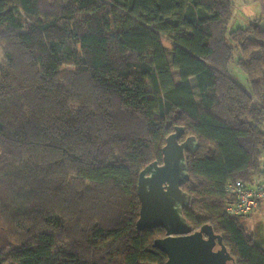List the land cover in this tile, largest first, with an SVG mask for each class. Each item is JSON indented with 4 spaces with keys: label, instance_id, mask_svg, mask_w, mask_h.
Returning <instances> with one entry per match:
<instances>
[{
    "label": "trees",
    "instance_id": "obj_1",
    "mask_svg": "<svg viewBox=\"0 0 264 264\" xmlns=\"http://www.w3.org/2000/svg\"><path fill=\"white\" fill-rule=\"evenodd\" d=\"M233 14L232 0H0V221L15 239L0 264H166V229L137 227L138 180L177 126L200 143L185 217L222 235L228 264H264L250 213L227 211L237 180L264 187V28L229 31Z\"/></svg>",
    "mask_w": 264,
    "mask_h": 264
},
{
    "label": "water",
    "instance_id": "obj_2",
    "mask_svg": "<svg viewBox=\"0 0 264 264\" xmlns=\"http://www.w3.org/2000/svg\"><path fill=\"white\" fill-rule=\"evenodd\" d=\"M184 134L185 129L177 126L163 147V162L154 161L140 172L141 210L137 227L166 229V236L154 243L167 253L166 264H228L234 256L222 235L215 233L208 223L195 229L184 215L190 201L189 193L182 188L190 179L187 153L194 154L200 146L195 136L181 140Z\"/></svg>",
    "mask_w": 264,
    "mask_h": 264
},
{
    "label": "rangeland",
    "instance_id": "obj_3",
    "mask_svg": "<svg viewBox=\"0 0 264 264\" xmlns=\"http://www.w3.org/2000/svg\"><path fill=\"white\" fill-rule=\"evenodd\" d=\"M260 25L262 28H264V22L261 23ZM233 28H234V23L230 22L229 31L233 30ZM228 36H229L230 43L234 47V61L230 64V67H229L230 75L237 82H239L242 86L249 89L250 88L249 77H248L247 73L244 70H242L240 65L237 63V60L241 54L240 49L237 47L236 43L232 40V38L230 37V34H228ZM164 44L166 46L167 56H168V58L171 62V65H172L173 76L177 81H179L180 80L179 70L173 66V62H172L171 43L167 40H164ZM1 50L2 49L0 46V58L3 56ZM195 88L197 90L196 95L199 98V92H198L197 85ZM263 159H264V154H263ZM253 213H254V217L251 216L250 220L246 219L245 225H246L247 229L249 228V230H252L253 232H255L256 243L261 245L264 248V216H260V211H258V212L255 211ZM2 224L3 223L0 221V246H2L4 243L15 241L14 236L7 229H5Z\"/></svg>",
    "mask_w": 264,
    "mask_h": 264
},
{
    "label": "built area",
    "instance_id": "obj_4",
    "mask_svg": "<svg viewBox=\"0 0 264 264\" xmlns=\"http://www.w3.org/2000/svg\"><path fill=\"white\" fill-rule=\"evenodd\" d=\"M228 189L234 196V201L227 207V211L232 214L252 213L260 206L261 198L264 195L262 185L249 184L242 180H237Z\"/></svg>",
    "mask_w": 264,
    "mask_h": 264
},
{
    "label": "crops",
    "instance_id": "obj_5",
    "mask_svg": "<svg viewBox=\"0 0 264 264\" xmlns=\"http://www.w3.org/2000/svg\"><path fill=\"white\" fill-rule=\"evenodd\" d=\"M232 2L234 4V14L231 22L234 23V28L248 26L256 18H262L260 23L264 22V0H232ZM256 182L264 184V176ZM255 211H260V216H264V195L261 198L259 208ZM253 212L247 217L249 220L251 216L254 217ZM252 233L255 238V232L252 231Z\"/></svg>",
    "mask_w": 264,
    "mask_h": 264
}]
</instances>
